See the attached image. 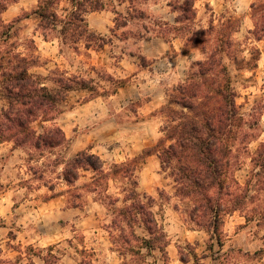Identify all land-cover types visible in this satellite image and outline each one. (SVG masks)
Wrapping results in <instances>:
<instances>
[{
  "label": "rangeland",
  "instance_id": "obj_1",
  "mask_svg": "<svg viewBox=\"0 0 264 264\" xmlns=\"http://www.w3.org/2000/svg\"><path fill=\"white\" fill-rule=\"evenodd\" d=\"M38 1L16 0L1 14L0 51L23 57L26 61L20 66L27 67L51 91L60 89L57 81L62 76L72 80L68 85L85 81L91 90L68 93L56 105L62 113L54 121L38 118L29 125L36 135L59 128L63 138L59 147L35 150L14 140L0 144V264H53V257L58 259L56 264H121L110 250L105 231L110 212L100 202H93L98 198L94 194L74 190L88 183L90 175L83 173L74 187H67L61 177L63 165L57 164L87 148L93 153L95 148L107 168L152 149L161 137L165 119L160 111L171 90L203 56L188 48L184 36L171 29L169 42L156 36L165 30L161 23L179 27L174 23L179 13L173 7L182 0H125L122 5L118 0H104L102 11L84 17L88 29L104 39L103 45L91 43L94 47L101 44V49L89 50L83 42L74 50L58 28L41 29L33 14ZM255 1L194 0V21L181 25L206 29L210 22L217 25L221 18L233 17L239 23L235 39L243 43L253 29L250 6ZM66 10L70 7L62 1L56 7L57 16L64 18ZM250 43L261 54L257 68L243 74L233 71L232 77L236 103L246 124L242 135L252 141L245 148L237 141L230 169L232 188L245 189L249 182L250 192L239 199L241 204L245 201L238 206L241 210L224 217L222 247L214 243L210 248L207 234L190 220V203L176 196L169 172L161 168L156 154L146 157L137 173L138 191L155 199V212L169 239L167 257L155 253L150 258L153 264H264V221L245 219L264 213V169L252 162L264 145V38ZM116 81L125 86L106 96ZM153 98L163 102L154 111L146 108ZM8 111L6 94L0 88V117ZM68 189L72 192L66 194ZM75 195L81 198L74 199ZM71 202L79 206L75 208Z\"/></svg>",
  "mask_w": 264,
  "mask_h": 264
},
{
  "label": "trees",
  "instance_id": "obj_2",
  "mask_svg": "<svg viewBox=\"0 0 264 264\" xmlns=\"http://www.w3.org/2000/svg\"><path fill=\"white\" fill-rule=\"evenodd\" d=\"M62 1L70 10H66L64 18H59L56 7ZM124 1L118 0V4L122 5ZM15 2L0 1V16ZM104 5V0H39L33 14L41 29L58 28V34L68 39L75 46L74 50H78L81 42L85 43L86 50L101 49L104 39L88 29L84 17L102 11ZM173 9L179 13L174 19L179 27L161 23L165 30L157 32L156 36L169 42V30L178 32L184 36L187 47L199 51L203 57L191 64L185 80L171 90L167 104L160 111L165 121L157 144L141 156L122 163L113 162L107 168L90 148L57 164L63 165L61 177L67 187H74L83 173L90 175L88 183L82 188L74 187V190L94 194L98 198L93 202H100L110 212L105 231L110 250L117 254L121 264H153L150 258L155 253L164 259L167 257L169 239L155 212V199L138 191L137 173L146 157L156 154L161 168L169 172L176 196L190 203V220L207 234L210 248L214 243L222 247L224 217L241 210L238 206L245 201L241 204L239 199L246 198L242 196L244 192H250L247 189L249 182L245 189L239 186L233 189L230 185L234 146L240 141L245 148L252 141L242 135L246 124L236 103L232 72L243 74L257 68L261 54L250 41L258 42L264 38V0H257L250 6L253 29L247 32L243 43L235 39L239 23L233 17L225 21L223 17L217 25L210 22L206 29H192L189 25H182L194 21V0L177 2ZM138 14L139 18L143 17V13ZM1 26L4 27L0 19ZM11 28V25L7 28V38ZM43 38L48 39L46 34ZM93 41L102 45L94 47L91 45ZM11 54L10 51H0V88L9 104V111L0 117V144L14 140L19 145L29 144L35 150L55 149L63 142L59 128L36 135L29 125L38 118L42 119L41 122L54 121L62 113L56 105L63 103L68 93L91 89L80 80L75 85H68L72 80L62 76L57 81L60 89L51 91L35 80L27 67L20 66L26 61L23 57ZM124 86V82H114L106 96L115 95ZM252 162L264 169V145H260ZM111 189L117 192H111ZM70 190H66V194L72 192ZM80 198L81 195L74 196V199ZM71 203L75 208L79 206ZM245 219L262 223L264 213ZM53 259L56 264L58 259ZM180 259L187 262L183 257ZM44 263L50 264L48 261Z\"/></svg>",
  "mask_w": 264,
  "mask_h": 264
},
{
  "label": "crops",
  "instance_id": "obj_3",
  "mask_svg": "<svg viewBox=\"0 0 264 264\" xmlns=\"http://www.w3.org/2000/svg\"><path fill=\"white\" fill-rule=\"evenodd\" d=\"M90 102H92V101H90ZM90 102H88V103H90ZM87 104H85V108H86ZM162 104H163L162 98H153L148 102V104H146V108L154 111V110L158 109ZM93 153L96 154L97 156H99L100 158H103V156H101L100 153L96 152L95 148H93ZM119 158H120V160H122L123 157L119 156Z\"/></svg>",
  "mask_w": 264,
  "mask_h": 264
}]
</instances>
